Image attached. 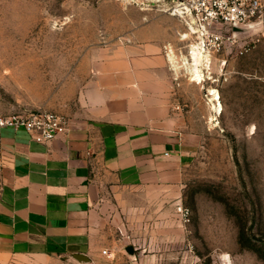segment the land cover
<instances>
[{
  "label": "rangeland",
  "instance_id": "obj_1",
  "mask_svg": "<svg viewBox=\"0 0 264 264\" xmlns=\"http://www.w3.org/2000/svg\"><path fill=\"white\" fill-rule=\"evenodd\" d=\"M142 10L123 0H0V114L51 110L85 56L130 45L142 14H168ZM178 28L169 33L176 94L198 145L180 157L179 188L106 190V243L91 264H264V19L203 53L197 77L190 51L200 39Z\"/></svg>",
  "mask_w": 264,
  "mask_h": 264
},
{
  "label": "crops",
  "instance_id": "obj_2",
  "mask_svg": "<svg viewBox=\"0 0 264 264\" xmlns=\"http://www.w3.org/2000/svg\"><path fill=\"white\" fill-rule=\"evenodd\" d=\"M142 16L130 45L99 48L67 73L49 103L66 120L53 140L2 130L0 264H91L106 243V190L183 185L180 157L200 139L187 130L169 48L185 25Z\"/></svg>",
  "mask_w": 264,
  "mask_h": 264
},
{
  "label": "built area",
  "instance_id": "obj_3",
  "mask_svg": "<svg viewBox=\"0 0 264 264\" xmlns=\"http://www.w3.org/2000/svg\"><path fill=\"white\" fill-rule=\"evenodd\" d=\"M143 10L157 9L180 19L189 33L196 34L202 53L220 50L225 36L232 40L241 32L253 28L264 19V0H123ZM238 28V30H235ZM230 32L223 35L224 31ZM183 34V38L189 36ZM234 41V40H232ZM231 41V42H232ZM193 53V51H190ZM241 53H244L241 50ZM66 120L56 111L37 109L30 112H10L0 114V201L4 189V152L1 132L5 128L24 130L32 140L46 143L53 140L65 129ZM188 216V210L179 207ZM104 253L106 251L104 250Z\"/></svg>",
  "mask_w": 264,
  "mask_h": 264
},
{
  "label": "bare ground",
  "instance_id": "obj_4",
  "mask_svg": "<svg viewBox=\"0 0 264 264\" xmlns=\"http://www.w3.org/2000/svg\"><path fill=\"white\" fill-rule=\"evenodd\" d=\"M194 48H195V50H193L192 56H193V59H194V62H195L194 66H196L198 68V70L194 69L195 72L193 74H195V76L197 77L199 75V73L202 72L200 63H201V60H202L204 54L200 51V49L198 47H194ZM197 81H199V79H197ZM218 98H219V95L216 94L215 99H218ZM215 106L216 105L214 104L213 107H215Z\"/></svg>",
  "mask_w": 264,
  "mask_h": 264
},
{
  "label": "water",
  "instance_id": "obj_5",
  "mask_svg": "<svg viewBox=\"0 0 264 264\" xmlns=\"http://www.w3.org/2000/svg\"><path fill=\"white\" fill-rule=\"evenodd\" d=\"M235 30H238V28H235ZM127 251L130 254H140L139 252L135 251V248L132 246L127 247ZM77 260L82 261V262H90L91 259L88 255L86 254H78V257H76Z\"/></svg>",
  "mask_w": 264,
  "mask_h": 264
}]
</instances>
